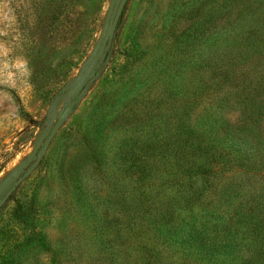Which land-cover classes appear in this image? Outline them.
I'll list each match as a JSON object with an SVG mask.
<instances>
[{"label":"rangeland","instance_id":"374dc122","mask_svg":"<svg viewBox=\"0 0 264 264\" xmlns=\"http://www.w3.org/2000/svg\"><path fill=\"white\" fill-rule=\"evenodd\" d=\"M80 1L0 0V264H106L94 225L138 205L159 146L204 152L172 190L190 178L235 223L243 189L264 215V0H128L110 43L120 0Z\"/></svg>","mask_w":264,"mask_h":264},{"label":"trees","instance_id":"16d2710c","mask_svg":"<svg viewBox=\"0 0 264 264\" xmlns=\"http://www.w3.org/2000/svg\"><path fill=\"white\" fill-rule=\"evenodd\" d=\"M44 11H49L53 0H46ZM128 1V0H127ZM53 2V3H52ZM80 3V0H76ZM123 11L120 15L122 16ZM51 18H57L51 15ZM189 134L190 143L195 140L193 131ZM186 135V136H187ZM193 140V141H192ZM160 148L162 159L167 158L164 170L160 174L147 160L141 164L138 188V205L127 196L122 217L94 225V237L99 246L100 255L106 264H264V215L247 211L249 202L254 198H245L243 189L228 192L224 201L234 200L229 220L216 214L214 209L205 205L204 188L189 180L177 190L172 184L184 169L194 166L203 151L194 148L186 162H170L169 157L179 156L174 151ZM164 150V152H163ZM222 156V154H221ZM223 157V156H222ZM199 165V168H203ZM158 180L156 183H154ZM177 182V181H176ZM153 183L152 186L146 184ZM148 188H153L148 190ZM235 194L232 196V194ZM252 197V196H251ZM248 201H244V200ZM78 204L83 202L78 199ZM114 204H116L114 202ZM137 208H136V207ZM18 210V214H19ZM264 214V213H263ZM19 220H23L19 216ZM210 225V227H208ZM98 238V239H97ZM169 242L171 254L166 251L165 242Z\"/></svg>","mask_w":264,"mask_h":264},{"label":"water","instance_id":"95a60500","mask_svg":"<svg viewBox=\"0 0 264 264\" xmlns=\"http://www.w3.org/2000/svg\"><path fill=\"white\" fill-rule=\"evenodd\" d=\"M127 0H120L118 7L116 9V12L114 14V16L112 17V23L111 26L109 28V34H108V41L109 43L112 41L113 37H114V33L120 18V15L123 11V8L126 4ZM80 77V75H79ZM62 122H63V117L62 115H59L55 125L52 127V129L46 134L45 139L43 141L42 147L38 150L37 155L35 158H33L30 162L29 165L30 167L26 170V172L24 173V175L18 179L17 181H15L13 183V185L10 187V189L8 190L7 194L4 197V201H6L9 196L12 194V192L16 189V187L29 175V173L39 165V163L42 161L48 146L50 145L51 141L54 139L56 133L58 132L59 128L62 126Z\"/></svg>","mask_w":264,"mask_h":264}]
</instances>
